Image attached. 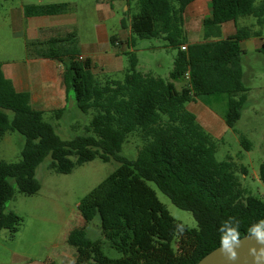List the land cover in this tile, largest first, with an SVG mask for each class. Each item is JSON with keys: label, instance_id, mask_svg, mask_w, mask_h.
<instances>
[{"label": "trees", "instance_id": "1", "mask_svg": "<svg viewBox=\"0 0 264 264\" xmlns=\"http://www.w3.org/2000/svg\"><path fill=\"white\" fill-rule=\"evenodd\" d=\"M134 1L137 13H130V8L127 12L133 38L161 39L165 48L175 51L168 79L140 73L135 54L127 53L123 79L99 82L90 60L78 59L75 35L32 48L25 43L28 58L63 65L66 94L72 95L82 114L93 112L81 136L61 140L46 115L59 120L64 108L51 112L31 108L29 93L14 90L0 63V142L7 133L24 139L18 162L0 160V231L13 235L21 226V219L7 211L6 205L15 188L24 196L39 191L35 170L45 158L51 160L48 169L60 175L94 159L103 163L114 160L120 166L78 205L84 224L66 238L76 251L74 264H197L220 247L219 228L225 220L234 217L240 222L242 238L248 236L251 225L264 219V199L252 196L236 176H244L245 169L228 158L215 160L212 137L186 109L188 103L199 101L207 106L209 98L226 95L222 119L233 129L246 100L240 66L244 52L239 43L259 37L264 0H210V18L202 22L203 41L195 44L187 43L183 30V14L195 0ZM71 9L67 3L28 5L23 13L30 18ZM246 17L254 19L256 31L237 27L232 36L221 39L222 24ZM120 26L124 27V19ZM183 46L185 50H181ZM257 53L264 56V43ZM179 81L184 85L177 91L174 83ZM129 135L142 143L134 160L120 154ZM240 144L248 150L246 141L240 140ZM258 181L264 184V163L259 166ZM148 183L176 208L190 212L197 229L185 226L183 233L177 232L180 222L168 214ZM95 219L101 238L121 258H106L101 240L87 238L85 229Z\"/></svg>", "mask_w": 264, "mask_h": 264}, {"label": "rangeland", "instance_id": "2", "mask_svg": "<svg viewBox=\"0 0 264 264\" xmlns=\"http://www.w3.org/2000/svg\"><path fill=\"white\" fill-rule=\"evenodd\" d=\"M131 1L130 13L135 14L137 5L134 0ZM2 3L3 0H0V21L4 14ZM243 19L254 25L252 17ZM1 31L3 28L0 26V33ZM259 31V38L264 40V26L259 28ZM3 36L4 34L2 39ZM59 38L60 35L57 34L49 35V39ZM28 45L32 48L43 46L44 43L29 42ZM165 45L161 39H144L137 40L134 46L135 56L141 61L147 59L150 63L151 75L162 79H168L175 56V51L164 48ZM24 46L22 36L15 35L14 44H5V48L12 50V56H3V48L0 47V61H15V67L20 66L25 60ZM152 47L156 48L154 53L149 50ZM123 62L126 69V57H123ZM240 66L246 100L233 129L227 128L222 119L226 110V95L213 96L207 101L208 109L217 118L218 123L214 118H210L208 110L194 114L199 120V125L215 143V160L221 162L228 158L237 166L243 167L245 175L236 174L241 186L252 196L264 199V184L258 181V169L264 163V56L247 48L241 56ZM124 71L105 77L98 70L95 77L99 82H104L107 78L120 81ZM181 85L182 82H176L177 91L181 89ZM235 99H238V96H235ZM195 108L197 107L194 106ZM92 114V111L82 114L75 107L59 120H50V115H46V118L53 124L60 139L69 141L84 134ZM5 136L0 142V160L8 163L18 162L24 139L17 133H7ZM240 140L249 144L248 150L241 146ZM141 146L138 137L129 135L121 147L120 154L134 160ZM50 161L49 157L45 158L35 170V178L40 185L35 195L24 196L13 184L14 196L7 203L6 210L21 219V226L13 235L8 230L0 231V264H74L76 251L67 245L66 238L70 231L84 224L78 205L120 166L114 160L103 163L94 159L75 167L68 175H60L48 169ZM148 186L153 189L159 202L175 221L183 223L188 229H197V223L190 212L176 208L152 183H148ZM85 232L88 239L101 240V250L106 258H121L122 254L101 238L97 219L87 225Z\"/></svg>", "mask_w": 264, "mask_h": 264}, {"label": "crops", "instance_id": "3", "mask_svg": "<svg viewBox=\"0 0 264 264\" xmlns=\"http://www.w3.org/2000/svg\"><path fill=\"white\" fill-rule=\"evenodd\" d=\"M61 3L69 4L72 9L59 15L30 18H26L23 13L24 6ZM131 3V0H3L1 6L4 14L0 21V26L3 28L0 33L2 55L6 58L12 56V50L5 48V44H14L15 35L22 36L24 43L41 41L44 44L50 41L49 35L51 34L60 35L57 39L59 41L75 35L79 57L83 60H90L94 75L98 70L105 77L119 74L126 70L123 62L125 54H135L132 45L136 44V40L131 34L130 19L127 14ZM210 13V0H195L187 6L183 14V30L188 44L203 41L202 22L210 18ZM122 19H124V27L120 26ZM248 26L252 31L257 30L253 24L246 22L243 18L235 22H226L220 27L221 39L232 36L237 27L248 28ZM111 38L114 39L113 45L110 44ZM262 43L264 40L252 36L241 41L239 46L243 52H246L247 48L257 52ZM149 50L154 53L156 48L152 47ZM136 59L137 70L142 74L151 75L148 60L141 61L137 57ZM0 63L4 77L12 83L14 90L29 93L31 108L43 112L64 108L61 116L63 118L76 107L72 95L65 92L61 78V65L58 62L28 58L25 52V60L20 66L15 67V61H0ZM183 85L182 82L181 88ZM187 105L186 109L192 114L207 112V110L210 112L208 106L199 101ZM194 106L197 108L194 109ZM209 116L217 123L219 122L211 112ZM196 120L199 122L197 117ZM5 138L6 136L3 139Z\"/></svg>", "mask_w": 264, "mask_h": 264}, {"label": "clouds", "instance_id": "4", "mask_svg": "<svg viewBox=\"0 0 264 264\" xmlns=\"http://www.w3.org/2000/svg\"><path fill=\"white\" fill-rule=\"evenodd\" d=\"M240 222L234 217H230L225 220L219 228L220 236V250L227 261H236L238 254L236 249L239 247L241 242L240 236ZM185 225L179 223L176 225V231L183 233ZM247 233L251 238H254L260 245H264V219L259 220L255 224L251 225L247 229ZM250 255L254 261V264H264V247L257 250L251 248L249 250Z\"/></svg>", "mask_w": 264, "mask_h": 264}, {"label": "water", "instance_id": "5", "mask_svg": "<svg viewBox=\"0 0 264 264\" xmlns=\"http://www.w3.org/2000/svg\"><path fill=\"white\" fill-rule=\"evenodd\" d=\"M262 247L264 245L258 244L254 238H251L249 235L244 236L241 238L240 245L236 249L238 254L236 261H227L220 250V246L204 256L197 264H254L249 250L251 248L259 250Z\"/></svg>", "mask_w": 264, "mask_h": 264}, {"label": "built area", "instance_id": "6", "mask_svg": "<svg viewBox=\"0 0 264 264\" xmlns=\"http://www.w3.org/2000/svg\"><path fill=\"white\" fill-rule=\"evenodd\" d=\"M181 50H185V46L181 47ZM79 60H82L81 57L78 58Z\"/></svg>", "mask_w": 264, "mask_h": 264}]
</instances>
